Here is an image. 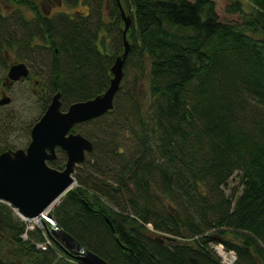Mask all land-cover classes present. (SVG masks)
<instances>
[{"label": "trees", "instance_id": "obj_1", "mask_svg": "<svg viewBox=\"0 0 264 264\" xmlns=\"http://www.w3.org/2000/svg\"><path fill=\"white\" fill-rule=\"evenodd\" d=\"M7 1L29 5L34 18L0 14V46L42 56L64 110L107 90L125 49L119 2L132 18V89L123 93V80L113 110L73 129L92 125L78 132L92 140L94 161L87 155L89 173H77L54 208L56 224L109 264H223L215 244L236 253L234 264H264V0H250L249 13L234 0L228 10L241 23L221 21L212 0H107L109 13L99 0L89 13L53 17L34 0ZM66 159L59 149L50 165L63 169ZM235 172L243 188L230 197ZM45 240L0 200V264H79L57 242L37 248Z\"/></svg>", "mask_w": 264, "mask_h": 264}, {"label": "water", "instance_id": "obj_2", "mask_svg": "<svg viewBox=\"0 0 264 264\" xmlns=\"http://www.w3.org/2000/svg\"><path fill=\"white\" fill-rule=\"evenodd\" d=\"M119 8L125 24V49L111 67L112 78L107 90L94 98L72 103L67 110L62 109L61 92L55 93L42 117L32 127L31 141L27 148H9L0 153V200L13 206L27 220L41 218L53 203L60 201L75 187L77 167L94 150L92 140L81 132H74V127L99 118L115 108V97L124 80L125 64L131 51L127 32L132 18L120 2ZM29 73L27 64L19 62L10 67L8 77L18 81L28 77ZM10 101V98L4 97L0 104L6 105ZM58 149L67 155L63 169L49 164L57 158ZM170 210L176 220L185 226L181 213L174 207H170ZM65 237L74 239L67 232ZM166 239L172 240L171 237ZM73 255L81 264H109L99 254L77 241Z\"/></svg>", "mask_w": 264, "mask_h": 264}, {"label": "rangeland", "instance_id": "obj_3", "mask_svg": "<svg viewBox=\"0 0 264 264\" xmlns=\"http://www.w3.org/2000/svg\"><path fill=\"white\" fill-rule=\"evenodd\" d=\"M37 3V6L40 8L43 14L47 16H55L59 12H68L71 16L75 15L78 11H82L85 14L89 13L90 10L95 9V6L98 4L99 0H78L77 3L68 1V0H34ZM216 5V11L221 21L229 23H241L243 15L240 13L229 12L228 7L232 4L234 0H212ZM243 4L244 11L249 13L252 10V5L250 0H241ZM107 0H104L105 10L109 13V4ZM90 5V6H89ZM0 14L4 17L10 18L13 20L19 16L27 21H31L34 18V11L27 4H13L7 0H0ZM9 20V21H10ZM124 29V28H123ZM103 37V35H102ZM106 37L104 38V40ZM108 39V38H107ZM106 39V40H107ZM108 51L112 50L111 43H108ZM98 46L101 50H104L100 42ZM10 61H23L29 63L32 67L34 73L38 76H35L40 82L41 85L38 88L32 86V82L17 83L12 86L9 91L10 96L13 98L10 104H7L3 107H0V153L9 148L11 149H25L31 141V129L34 124L42 117L44 114V105L45 101L49 102V97L53 95L51 90V85L49 84V68L46 63V60L42 56L34 55V51H31L29 48H20L17 50L10 49ZM5 71L0 68V82L4 78ZM135 71H128L126 80H124V88L126 93L128 90H131L132 82L134 79ZM149 76L150 72L147 71L141 86L137 87V97L143 98L146 96L149 89ZM125 78V77H124ZM0 83V87H1ZM2 88V87H1ZM42 88H45L42 92ZM41 92V93H40ZM40 93V95H38ZM64 110V109H63ZM83 129L86 131L92 130V125L83 126ZM133 134L129 132V138L123 143L124 151H128L133 147ZM91 163L94 161V158L88 155ZM88 165V164H86ZM85 164H81L79 169L77 168V173L83 172V174L89 173L88 167ZM241 173L235 172V174L230 178L227 185L224 187V192L227 196L233 197L237 193H240L242 190L241 184ZM77 184H75L76 186ZM62 199V198H61ZM61 201V200H60ZM57 204L51 208L49 211L52 221L44 216L41 218H36L33 220L26 221L29 227H38L45 235H47L48 240L50 241V246L54 245V242L59 243L65 251L69 252L71 255L74 252V248L69 245L67 240L54 230L53 228V218L52 212ZM170 207H174L173 204H168ZM175 208V207H174ZM56 223V222H55ZM150 225V224H149ZM152 227L151 225L149 228ZM151 229V228H150ZM63 230V229H62ZM64 231V230H63ZM12 246L5 245L4 251L9 252L12 250ZM219 255V254H218ZM220 256V255H219ZM26 264H33L31 259H27Z\"/></svg>", "mask_w": 264, "mask_h": 264}, {"label": "flooded vegetation", "instance_id": "obj_4", "mask_svg": "<svg viewBox=\"0 0 264 264\" xmlns=\"http://www.w3.org/2000/svg\"><path fill=\"white\" fill-rule=\"evenodd\" d=\"M34 41H37V43L41 44V41L42 40L40 38H36ZM5 43L6 42L3 41L2 46H0V68L5 71V74L3 76L4 78H2V81L0 82L1 85H2L1 86L2 88L0 87V101H1L2 98L6 97V98H10L11 99V101H10V103H11L12 100H13V98L10 96L8 90H10L12 88V86H14V84H17V83H25V82H30V84H31V82H32V86L34 88H38L41 85V82L35 77V76H38V75H36L34 73V71L32 70L31 65L29 63H27V61L25 63L27 64V66L29 68V72H30L29 73V76L26 77V78L20 79L18 81H14V80L9 79L8 72H9L10 67L12 65L16 64V63L23 62V61H20V60L19 61H15V62L10 61L9 48L6 46ZM44 89L45 88H42V92L45 91ZM40 93L38 95H40ZM54 93L55 92L53 91V95H54ZM53 95L51 96V98L49 97V102H47V104H46V101H45L44 112L46 111L48 105L51 103V100H52ZM3 106H5V105H1L0 104V107H3ZM30 134H31V132H30ZM58 150H57V153H58Z\"/></svg>", "mask_w": 264, "mask_h": 264}, {"label": "built area", "instance_id": "obj_5", "mask_svg": "<svg viewBox=\"0 0 264 264\" xmlns=\"http://www.w3.org/2000/svg\"><path fill=\"white\" fill-rule=\"evenodd\" d=\"M26 237V235H24ZM48 242L39 243L37 246L42 249H47ZM215 251L220 255L223 264H234L236 260V253L234 251H226L223 245H215Z\"/></svg>", "mask_w": 264, "mask_h": 264}, {"label": "bare ground", "instance_id": "obj_6", "mask_svg": "<svg viewBox=\"0 0 264 264\" xmlns=\"http://www.w3.org/2000/svg\"><path fill=\"white\" fill-rule=\"evenodd\" d=\"M58 201H56L55 203H53L45 212H44V216H46L47 218H49L52 221V217H50V213L49 211L51 210V208H53ZM53 228L54 230L58 233V235H60L61 237L65 238L67 240V242L69 243V245L71 247H73L75 249L76 246V241L74 239L71 238H66L65 237V232L53 221Z\"/></svg>", "mask_w": 264, "mask_h": 264}]
</instances>
